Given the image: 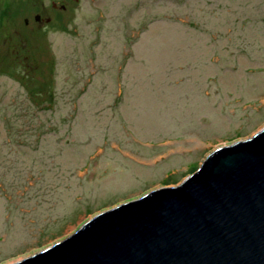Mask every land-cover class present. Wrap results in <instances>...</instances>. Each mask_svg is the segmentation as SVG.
<instances>
[{"label":"rangeland","instance_id":"374dc122","mask_svg":"<svg viewBox=\"0 0 264 264\" xmlns=\"http://www.w3.org/2000/svg\"><path fill=\"white\" fill-rule=\"evenodd\" d=\"M262 127L264 0H0V264Z\"/></svg>","mask_w":264,"mask_h":264},{"label":"water","instance_id":"95a60500","mask_svg":"<svg viewBox=\"0 0 264 264\" xmlns=\"http://www.w3.org/2000/svg\"><path fill=\"white\" fill-rule=\"evenodd\" d=\"M8 264H264V127Z\"/></svg>","mask_w":264,"mask_h":264}]
</instances>
